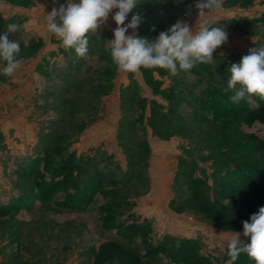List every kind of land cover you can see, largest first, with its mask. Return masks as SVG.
Returning <instances> with one entry per match:
<instances>
[{"label":"rangeland","instance_id":"1","mask_svg":"<svg viewBox=\"0 0 264 264\" xmlns=\"http://www.w3.org/2000/svg\"><path fill=\"white\" fill-rule=\"evenodd\" d=\"M195 3L138 0L128 15L149 40L177 20L228 35L213 63L147 79L113 64L111 14L80 58L46 29L66 0H0V34L19 25L9 38L24 61L0 74V264H229L230 235L264 206V99L233 103L227 88L231 64L264 48V0H223L203 18Z\"/></svg>","mask_w":264,"mask_h":264},{"label":"clouds","instance_id":"2","mask_svg":"<svg viewBox=\"0 0 264 264\" xmlns=\"http://www.w3.org/2000/svg\"><path fill=\"white\" fill-rule=\"evenodd\" d=\"M57 0H53L55 4ZM138 0H66V4L53 7L46 14V29L55 35L65 49H73L80 58L88 55L89 33H96L110 14L116 27L113 38L108 40L110 55L118 71L137 73L144 69H164L171 76L189 72L197 64L214 62V51L226 43L228 35L224 27L213 26L215 21H203L194 31L184 20H177L170 28L160 31L152 40L135 34L142 22L139 14L128 15L137 6ZM223 0H196L195 8L200 18L209 12L219 10ZM191 7V6H190ZM113 10H116L113 13ZM129 29L133 34H127ZM19 30V25L10 23L0 34V74L12 77L24 63L20 55V43L9 38L10 33ZM227 88L233 91L230 100L239 103L248 96L264 99V48L249 49L239 63L230 66ZM239 85V87H237ZM243 232H233L227 242L229 264L241 254L255 264H264V206L259 207L249 220L242 222ZM241 236L247 238L241 240Z\"/></svg>","mask_w":264,"mask_h":264},{"label":"trees","instance_id":"3","mask_svg":"<svg viewBox=\"0 0 264 264\" xmlns=\"http://www.w3.org/2000/svg\"><path fill=\"white\" fill-rule=\"evenodd\" d=\"M153 69H144L141 68V73L147 79H150V73ZM153 83H156L153 81ZM167 117L164 112L161 111V106L153 104L150 108L149 112V126L154 134H156L160 138H166L170 135L171 132H168L165 128L168 126L165 124ZM261 182L264 184V180L262 179ZM251 183V182H249Z\"/></svg>","mask_w":264,"mask_h":264}]
</instances>
